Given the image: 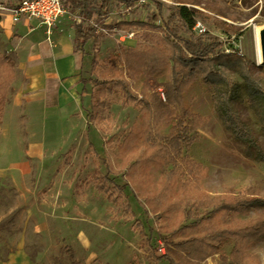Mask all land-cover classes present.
Returning <instances> with one entry per match:
<instances>
[{"label":"rangeland","instance_id":"374dc122","mask_svg":"<svg viewBox=\"0 0 264 264\" xmlns=\"http://www.w3.org/2000/svg\"><path fill=\"white\" fill-rule=\"evenodd\" d=\"M164 1L171 3L174 0ZM177 1L208 14V17L197 20L201 26L194 28L193 33L207 30L235 42L237 56L253 62L250 74L264 88V67H260L257 60L254 40L255 30L264 28V0ZM64 4L66 11L72 13L65 0ZM158 11L161 18L168 16V10L164 7L158 10L154 0L142 4L135 0L126 17L143 20ZM215 19L233 25L235 33L227 37L218 28ZM129 32L136 33L142 46L162 41L160 32L154 26L131 30L116 28L108 34H101L97 47L92 39L88 41L85 47L91 49L93 46L92 56L94 53L97 55V65L93 67L90 63L87 71L91 97L98 88L94 80L102 79V75L110 78L118 68L129 80L133 92L139 95L143 83H147L149 91H158L164 99L161 83L168 78L169 65L149 78L131 77L123 63L113 56ZM180 34L188 37L183 31ZM126 44L129 45V42ZM0 52L10 57L1 47ZM10 60L14 66L12 57ZM103 60L107 64L105 67L101 66ZM220 68L239 84L231 102L241 119L251 124L264 149V135L245 101L243 79L237 70L224 66ZM181 95V103L171 107L169 120L161 121L158 130L160 134L166 133L170 125L181 116H186L185 111L201 117L196 129L197 138L184 147L183 153L200 163L205 174L198 181V191L187 188L184 193L193 197L197 192H205L209 196L230 192L264 198V163L245 156L243 143L224 128L216 112L214 98L201 76L192 81ZM139 115V107L123 105L116 92L104 111L105 117L99 119L98 124L88 127L86 119V130L79 133L72 147L61 152V164L50 171L46 170L49 166L32 164L30 175L23 179L21 195L12 187L0 190V240L5 241L0 244V259L24 248L31 264H69L72 259L85 264H167L161 256L168 248L171 249L173 242L192 235L193 231L182 229L176 232L180 225L177 211L172 209V212L166 213L165 206L159 205L161 188L168 169L173 167L171 164H141L136 167L137 172L133 176L125 178L127 149H123L122 141ZM183 120L186 122L187 117ZM144 150L143 154L152 153L147 146ZM112 179L118 184L128 182L115 199L95 185L96 182H103L109 186L113 183ZM178 196L179 191L166 199V205ZM238 217L264 225V206L251 208ZM189 221L184 219L183 223ZM173 230L175 233L171 234ZM20 240L24 241L23 245L19 244ZM159 244L163 245V251L157 249ZM232 244V238L224 239L218 245V251L205 259V264H232L229 256ZM248 252L256 264H264V239L255 242ZM177 264L182 262L177 261Z\"/></svg>","mask_w":264,"mask_h":264},{"label":"trees","instance_id":"16d2710c","mask_svg":"<svg viewBox=\"0 0 264 264\" xmlns=\"http://www.w3.org/2000/svg\"><path fill=\"white\" fill-rule=\"evenodd\" d=\"M65 1L70 11L84 19L74 22L75 48L83 52L88 41L92 39L97 47L102 38V35L95 33L94 28L85 20L93 17L102 21L116 5L125 4L131 7L135 2V0ZM154 1L157 2L158 10L163 7L168 10L166 18H161L158 11L144 20L124 19L114 25L121 30L154 26L160 32L162 41L154 45L142 46L134 32L130 37L123 39L113 56L118 62L123 63L131 77L149 78L169 65L168 78L161 83L164 99L158 91H149L147 83H143L139 95L133 92L129 80L117 68L112 77L104 78L102 75V79L94 80L98 88L88 104L87 125L89 127L91 124H98L99 119L105 117L104 111L117 92L123 105L138 106L140 112L136 122L122 141L123 149H127L125 178L133 176L135 171L137 172L136 167L141 164L156 162L173 166L166 173L159 205L165 206L166 213L172 212V209L177 211L175 213L179 216L180 225L175 229L176 232L186 229L193 231V234L173 242L171 249L168 248L167 252L161 256L167 260V264H177V261L182 264H205V259L215 254L218 251V245L226 238L233 239L229 250L232 264H256L248 250L255 242L264 239V225L240 219L238 215L248 212L251 208L264 206V198L230 192L213 196L205 192H197L191 194L193 197H189L190 194H185L184 189L192 188L198 191V181L204 176L205 171L200 163L187 157L183 150L197 138L196 129L201 123V117L185 111L186 116H181L175 124L170 125L166 133L160 134L158 126L161 121L169 120L172 113L171 107L181 103L182 91L201 76L214 98L216 112L224 128L243 143L242 151L245 156L264 163V149L257 135L251 124L241 119L231 102L239 89V84L220 67L224 66L239 72L244 83L246 104L255 116L263 135L264 88L250 74L249 68L253 62L237 56L235 42L207 30L193 33L197 20L209 16L206 12L177 0L171 3L164 0ZM215 22L227 37L235 33L233 25L219 19H215ZM181 31L188 34V37L181 35ZM126 42H129V45ZM101 64L103 67L107 66L105 60ZM91 65L93 67L97 65L95 53L92 56ZM260 67H264V64ZM14 73L10 57L0 52V120L6 92L14 79ZM183 117H187L186 122ZM145 146L151 148L152 153L143 154ZM180 176L185 179H176ZM112 182L109 186L103 182H96L95 185L108 197L115 199L128 182L124 184H118L114 180ZM177 191L180 196L166 205V199ZM184 219L190 221L183 223ZM175 231L173 230L171 234ZM69 264L85 263L72 259Z\"/></svg>","mask_w":264,"mask_h":264},{"label":"crops","instance_id":"0c3cea01","mask_svg":"<svg viewBox=\"0 0 264 264\" xmlns=\"http://www.w3.org/2000/svg\"><path fill=\"white\" fill-rule=\"evenodd\" d=\"M73 14L66 11L47 35L38 20L13 21L0 10V47L12 57L15 72L0 120V190L12 187L21 195L32 164L52 170L86 130L93 46L84 52L75 48ZM0 264H31V258L20 248Z\"/></svg>","mask_w":264,"mask_h":264},{"label":"built area","instance_id":"2783aa9c","mask_svg":"<svg viewBox=\"0 0 264 264\" xmlns=\"http://www.w3.org/2000/svg\"><path fill=\"white\" fill-rule=\"evenodd\" d=\"M138 3H146L148 0H137ZM132 7V6H131ZM131 7L125 4L116 5L113 10L103 18L102 21H98L93 17H90L87 21L89 25L94 28V32L97 34H108L111 30H115V23L124 19H127L126 15L129 13ZM0 10L7 11L11 14L13 21H18L22 16L27 19H36L45 27L47 35L51 33L52 25L58 20L60 16L66 13V7L64 0H15L11 5H4L0 3ZM126 17V18H125ZM74 22L83 21V17L78 14H73ZM144 20V19H143ZM200 22L197 21L193 27L199 28ZM132 33H126L125 37H130ZM159 251H163V245L159 244L157 247Z\"/></svg>","mask_w":264,"mask_h":264},{"label":"bare ground","instance_id":"6f19581e","mask_svg":"<svg viewBox=\"0 0 264 264\" xmlns=\"http://www.w3.org/2000/svg\"><path fill=\"white\" fill-rule=\"evenodd\" d=\"M254 40H255L256 57H257L258 62H260V59L262 57V53H261V44H260V31L257 29L254 32Z\"/></svg>","mask_w":264,"mask_h":264},{"label":"water","instance_id":"95a60500","mask_svg":"<svg viewBox=\"0 0 264 264\" xmlns=\"http://www.w3.org/2000/svg\"><path fill=\"white\" fill-rule=\"evenodd\" d=\"M260 44L262 57L260 59V64H264V28L260 29Z\"/></svg>","mask_w":264,"mask_h":264}]
</instances>
